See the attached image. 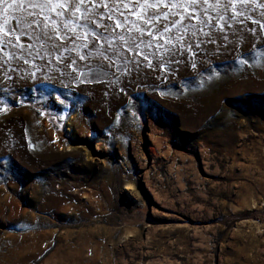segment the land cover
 Listing matches in <instances>:
<instances>
[{
    "label": "rangeland",
    "instance_id": "1",
    "mask_svg": "<svg viewBox=\"0 0 264 264\" xmlns=\"http://www.w3.org/2000/svg\"><path fill=\"white\" fill-rule=\"evenodd\" d=\"M250 2L246 27L264 23ZM261 37L229 33L206 70L94 56L62 75L61 53L0 55V264H264Z\"/></svg>",
    "mask_w": 264,
    "mask_h": 264
},
{
    "label": "snow or ice",
    "instance_id": "2",
    "mask_svg": "<svg viewBox=\"0 0 264 264\" xmlns=\"http://www.w3.org/2000/svg\"><path fill=\"white\" fill-rule=\"evenodd\" d=\"M237 3L239 8L233 11ZM261 8L264 9V0ZM250 9L252 13L256 11L250 0H0V17L9 14L22 17L7 32L0 21V55L11 50V58L17 65L21 57L26 64L38 58L46 68L52 63L49 57L61 53L58 67L65 69L62 75H75V70L67 72L71 64L91 73L94 56L106 59L108 63L103 66L108 69L117 67L113 57L120 59L125 67L131 63L137 68L153 57L160 71L165 65L172 71L173 66L180 64L195 70L198 63L206 70L208 66L200 57L207 58L210 50L218 51L222 47L227 50L231 43L229 33L238 42L245 32L255 39L264 31V23L257 20L252 21L254 26H245L246 20L251 19V15H246ZM137 11L138 17L134 16ZM113 17L117 19L114 21ZM259 19L264 20V11ZM15 32L35 43L19 45L20 36L14 35ZM61 40L71 43L73 48L79 44L84 54L77 58L64 56L63 51L71 50ZM36 44L40 45L39 49ZM141 52L142 59H137ZM189 56L193 59L189 60ZM236 62L243 61L237 58ZM7 66V60L0 63V74L11 80L5 73ZM35 67L38 72L44 70L40 65Z\"/></svg>",
    "mask_w": 264,
    "mask_h": 264
}]
</instances>
